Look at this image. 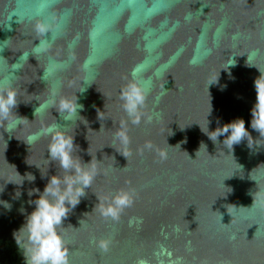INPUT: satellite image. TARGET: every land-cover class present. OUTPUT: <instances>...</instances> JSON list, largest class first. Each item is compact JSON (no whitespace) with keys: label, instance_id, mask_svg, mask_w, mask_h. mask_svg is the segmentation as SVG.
I'll list each match as a JSON object with an SVG mask.
<instances>
[{"label":"water","instance_id":"obj_1","mask_svg":"<svg viewBox=\"0 0 264 264\" xmlns=\"http://www.w3.org/2000/svg\"><path fill=\"white\" fill-rule=\"evenodd\" d=\"M261 74L264 0H0V85L16 93L0 120V264L27 262L13 233L29 192L72 175L48 159L49 136L23 142L53 123L97 168L58 229L70 264H264V134L250 127ZM134 80L148 89L139 124L120 98ZM61 99L79 116L65 121ZM240 118L251 135L233 149L206 134ZM121 191L131 204L102 215Z\"/></svg>","mask_w":264,"mask_h":264},{"label":"clouds","instance_id":"obj_2","mask_svg":"<svg viewBox=\"0 0 264 264\" xmlns=\"http://www.w3.org/2000/svg\"><path fill=\"white\" fill-rule=\"evenodd\" d=\"M48 27L47 24L40 22L36 25V29L40 33L47 31ZM249 58L247 57V60ZM232 59L235 60L234 57ZM236 63L228 64L227 72L229 76H231V67H234ZM218 82H213L210 85L218 84ZM226 87L227 85H224L220 90L223 91ZM254 88L256 91V101L250 112V127L259 132L261 136V134H264V76L262 74L254 81ZM86 90L87 88L80 93L83 94ZM147 95L148 89L135 80L122 90L120 98L124 101L123 108L133 124H139L141 121L142 113L140 110L145 106ZM47 103H54V101ZM46 106L40 105L36 107L34 109V117ZM15 107V91L10 85L8 87L0 85V120H7ZM83 107L78 102V99L75 101L61 99L59 102L60 111L67 113L65 121H70L73 116H79V112L83 110ZM23 119V117L17 115L15 121L8 123V130L11 131L13 128L19 126ZM151 119V116L147 117L148 121H151ZM245 123L242 118L236 119L231 123L223 125V127H218L215 131H209L208 128V133L206 134L212 141L224 136L223 144L233 149L235 145H239L245 138L248 141V137L251 135L245 127ZM65 127L66 125L61 126L58 123H53L41 128L37 133L28 135L23 141L30 147L41 136H49L51 140L48 145V159L58 161L62 169L71 171L72 173V175L64 176L63 178L52 175L48 179L43 191L36 188L29 192V196L34 194L37 196L35 200L28 201V205L33 210L27 213L25 208L20 209L21 214H26L25 222L18 231L13 233V236L15 237V234L18 232L26 234V244L23 247L17 242L18 247L23 253L26 248L28 253L26 264H70L67 243L63 234L58 229L63 225L69 213L81 202V198L86 195V189L90 188L96 176L97 168L92 160L82 165L77 163L73 158V150L76 146L74 144V137L66 133ZM121 129L117 131L116 136L124 143H127L128 137L123 122L121 123ZM211 134H214V136ZM147 146L150 147V145ZM124 157L127 159L126 155ZM130 204V194L121 191L114 197L112 205L105 208L101 204L100 211L105 217L118 219L123 207ZM108 245L109 241L107 240L99 242V247L102 250L107 251Z\"/></svg>","mask_w":264,"mask_h":264}]
</instances>
